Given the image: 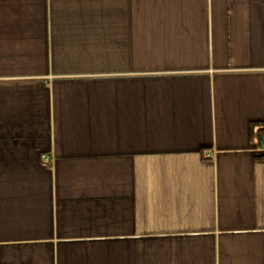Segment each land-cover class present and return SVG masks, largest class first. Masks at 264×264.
Returning a JSON list of instances; mask_svg holds the SVG:
<instances>
[{
    "label": "crops",
    "instance_id": "obj_1",
    "mask_svg": "<svg viewBox=\"0 0 264 264\" xmlns=\"http://www.w3.org/2000/svg\"><path fill=\"white\" fill-rule=\"evenodd\" d=\"M263 140L264 0H0V264H264Z\"/></svg>",
    "mask_w": 264,
    "mask_h": 264
},
{
    "label": "built area",
    "instance_id": "obj_2",
    "mask_svg": "<svg viewBox=\"0 0 264 264\" xmlns=\"http://www.w3.org/2000/svg\"><path fill=\"white\" fill-rule=\"evenodd\" d=\"M263 153H264V140H263V149H262ZM43 161L44 162H49L52 160L51 156H49L48 154H43L42 155Z\"/></svg>",
    "mask_w": 264,
    "mask_h": 264
}]
</instances>
